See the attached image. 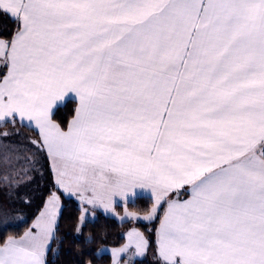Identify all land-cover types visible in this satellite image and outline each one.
<instances>
[{
    "label": "snow or ice",
    "instance_id": "6c2138e0",
    "mask_svg": "<svg viewBox=\"0 0 264 264\" xmlns=\"http://www.w3.org/2000/svg\"><path fill=\"white\" fill-rule=\"evenodd\" d=\"M0 14L15 24L0 38V127L39 130L65 193L108 213L150 190V210L126 216L163 211L156 264H264V0H0ZM58 213L53 196L0 242V264H48ZM126 239L96 256L137 264L149 241Z\"/></svg>",
    "mask_w": 264,
    "mask_h": 264
},
{
    "label": "trees",
    "instance_id": "16d2710c",
    "mask_svg": "<svg viewBox=\"0 0 264 264\" xmlns=\"http://www.w3.org/2000/svg\"><path fill=\"white\" fill-rule=\"evenodd\" d=\"M14 31L15 24L13 21L7 16L0 14V38L10 39ZM4 71L5 69L0 67V74H3ZM75 106V103L71 102L61 106L56 119L59 123H61L62 127H66L68 121L72 118ZM16 126L20 130H18L19 133H25L31 140H37L36 132L27 127H21L19 123H17ZM10 127V125L7 127H0V132L2 133L7 131ZM12 131L16 132L15 129H12ZM17 141L18 142H14L13 145L7 149L8 153L11 154L8 156L9 158L3 157L0 159V177H3L4 175L15 177L21 174V169H27L28 175L31 178L25 179L22 183L13 184L10 190H8L5 185L0 184V205H4V207L7 204L20 205L21 211L16 213L18 218L25 216H21L23 214L22 210H25L26 206L33 201V199H31V201L29 200L27 203L28 199L25 196H29L31 198L32 196L29 195L25 189H27L29 185H32L31 181L34 177V171L38 170L42 173V175L44 172L43 176L45 179L40 185L43 184L45 187H47L46 183L49 182L50 176H48L46 171V157L42 154L43 152H39V150H37L38 147L34 146L35 154L38 153L39 155L38 160L35 157L30 156V151L29 155H23L20 153V141H24V139H18ZM27 157H31L32 159H26ZM42 167L44 170H41ZM31 171L33 172L31 173ZM47 177L49 179H47ZM49 188H47L44 195L42 194L40 197L43 198V196L48 195L50 193L51 186ZM56 192L61 203V212L55 227V236L57 240L51 244V248L55 250V253L50 252L48 254V264H87L88 260H92L93 264H111V257L108 253H101L98 257L96 256V252H98V250L102 247L111 248L122 245L124 242L122 230L125 229L129 223H121L111 216L98 212L93 218L85 221L82 232L77 235L75 227L81 211L75 201L66 198L59 191ZM151 205L152 201L149 197H137L134 202L128 204V207L139 213H147ZM39 207H41V204ZM39 207H37L36 210H38ZM161 213L162 212L158 214L157 218L153 222L138 226L139 229L146 234L149 240V250L148 256L145 259L139 260L137 264H156V261L153 259L155 252V228L160 220ZM34 217L35 213L25 216V219L22 220V223H20L17 227L1 226L0 242L5 240L8 236H20L29 226ZM89 236L92 238L91 243H85Z\"/></svg>",
    "mask_w": 264,
    "mask_h": 264
},
{
    "label": "rangeland",
    "instance_id": "374dc122",
    "mask_svg": "<svg viewBox=\"0 0 264 264\" xmlns=\"http://www.w3.org/2000/svg\"><path fill=\"white\" fill-rule=\"evenodd\" d=\"M7 131L10 132V133H12V134L9 135L8 138H5V137L4 138H0V159H2L3 157L4 158L5 157L9 158L8 156H10L11 154L8 153L7 149L10 146H12L14 142H18L17 141L18 139H24V141H20V144H21L20 153L21 154H23V155H29V151H30V156L35 157L37 160L39 159L38 153L35 154V152H34V146L37 147V145H34L33 143H31V141H28V139H29V136L28 135H26L25 133L23 134L22 132L19 133L18 131L13 132L12 129H9ZM33 162H35V161H33ZM45 165H46V169H47L48 168V166H47L48 165L47 164V160H46V164ZM41 170H44V168L42 167ZM32 172L33 171H31V173ZM34 172H35L34 173V177H33V180L31 181V184L32 185H29L27 187V189H25V190H27L28 194L32 196V198L29 197V196H25L28 199L27 203L29 202V200L31 201V199H33V201H31L29 203V205L26 206V209L25 210H22V213L23 214L21 216H23V215L27 216L29 214L35 213V216L37 215L36 216V219H35V222H36V220L40 217V214L45 210V208H46V206H47L48 201L50 200V198H52L53 196L58 197V194H57L56 191L61 192L68 199L73 198L71 200H73V201L76 202V204H77L78 208L80 209V211H81V208L82 207L83 208H88L89 211H88V214H87V218L86 219L93 218L96 215V213H98L99 211L101 213L103 212L105 215H108V214H110V215L117 214L114 206H113L114 212L105 213L103 209H100L99 208V210L96 213H94V210L95 209H91V206H89V205L81 204V201L78 199V197H76V196H70L69 194L65 193L64 191H63L64 192L63 193L61 190H58L55 187H53V185L51 183V174H49L50 179L47 177V179H49V182H47V183L45 182L47 184V187H45V185H43V184L40 185L41 183L44 182V179H45V177L43 176L44 175V172H43V175L38 170H35ZM50 186H51L50 193L48 195L43 196V198L40 197L42 194L44 195V192ZM40 204H41L42 208L39 207ZM116 204L118 205L120 203H118V202L114 203V205H116ZM152 205H153V203H152ZM152 205H151V207H152ZM37 207H39L38 208L39 211L41 209L40 212L38 210H36ZM123 207H124V211H125V214H124L123 217H125L126 216V210H128V209H127L126 205L123 206ZM20 208L21 207L18 204H15V205H8L7 204L5 207H4V205H0V223H1L0 224V227L1 226L2 227H7V226H10V227H15L16 226L17 227L20 223H22V220L25 219L24 218L25 216L24 217H18L17 218V215H16L17 212L21 211ZM150 208H149V210H150ZM35 210H36V212H35ZM60 211H61V203H60V200H59V212ZM158 212H159V210H158ZM158 212H157V214H158ZM59 214L60 213H58V215ZM80 215H81V212H80ZM137 228H135V229H137ZM132 229H133L132 227H129V228H125V229L122 230V236L124 238V243L127 242V239H126L127 233L129 231H131ZM138 230L143 233V231L141 229L138 228ZM144 236L148 240L146 234H144ZM124 243H122V245ZM117 247H119V246H117ZM112 248H114V247H111V248L110 247H102L98 251H100L101 249H108V250H110ZM101 253H108L110 255V257H111L110 251H108V252H101ZM147 256H148V252H147L146 256L143 259H145Z\"/></svg>",
    "mask_w": 264,
    "mask_h": 264
},
{
    "label": "crops",
    "instance_id": "0c3cea01",
    "mask_svg": "<svg viewBox=\"0 0 264 264\" xmlns=\"http://www.w3.org/2000/svg\"><path fill=\"white\" fill-rule=\"evenodd\" d=\"M71 120V119H70ZM25 123H27V122H25ZM11 126V125H10ZM67 126V125H66ZM28 128V127H27ZM10 129H15L16 131H18L19 130V128L16 126V128H13L12 126L10 127ZM8 130V129H7ZM31 130H33L34 132H36V134H37V140L36 141H38V142H42V141H40V136H39V130L38 129H35L34 128V126L31 128ZM20 131V130H19ZM5 132V131H4ZM1 133V132H0ZM9 136H7V137H5V138H8ZM0 138H4L3 136H0ZM28 141H33V139L31 140L30 138L28 139ZM37 150H39V152H41L42 150H40L39 148H37ZM43 152V153H42ZM41 153L44 155V157H46V160H47V166H48V168L46 169L47 170V174H48V176H49V174H51V183H52V185H53V187H55L56 189H58V190H61L62 192L64 191L62 188H60V186L56 183V179H57V177H56V173L53 171V168H52V164H51V161L49 160V158H48V156H47V153H46V150H43ZM135 191V193H136V195H129V197L126 199V200H122L120 197H116L115 198V203L116 202H118V203H120V204H116V205H113L114 207H115V210H116V213L117 214H113V215H110V214H108V216H111V217H113V218H115V219H117L119 222H121V223H124V222H126V223H129L128 224V226L126 227V228H129V227H132V228H137L139 225H141V224H148V223H151V222H153L154 220H152V221H145V220H143V219H136V218H130V217H128V216H125L124 217V219H121V217H123L124 216V214H125V211H124V207L123 206H125L126 205V207H127V209L128 210H126V212H130V213H136V215H137V217H143V215H145L146 213H139V212H136V211H133V210H131L129 207H128V204L129 203H132V202H134L135 201V199L137 198V197H149L150 199H151V201H152V203L154 202L153 201V198H152V196H151V192H150V190H147V189H139V188H137V189H135L134 190ZM181 191V193H183V189L182 190H180ZM64 193V192H63ZM175 195H176V193H172L171 194V197L170 198H172V197H175ZM181 199H184V198H186L185 196H181L180 197ZM71 199H73V198H71ZM46 200V199H45ZM45 202V201H44ZM162 207H163V205H162ZM41 208H42V206H41ZM92 209V208H91ZM99 210V208H97V209H95L94 210V213H96L97 211ZM40 211H41V209H40ZM39 211V212H40ZM61 212V211H60ZM59 212V213H60ZM100 212V211H99ZM160 212H162L161 213V217H162V215H163V211L162 210H159V212H158V214L160 213ZM101 213V212H100ZM102 214H104L103 212H102ZM158 214H157V216H158ZM60 215V214H59ZM59 215H57V217H59ZM105 215V214H104ZM37 216V215H36ZM36 216L33 218V220L31 221V223L29 224V226L22 232V234L20 235V236H22L23 235V233L25 232V231H27V230H29V229H31L32 228V225H33V223H35V219H36ZM58 219V218H57ZM89 219H91V218H89ZM87 220V219H86ZM56 223H57V221H56ZM159 223H160V220H159V222H158V224H157V226H156V228H155V247H156V229L159 227ZM31 227V228H30ZM139 228V227H138ZM137 228V229H138ZM20 236H18L17 238H19ZM124 243V242H123Z\"/></svg>",
    "mask_w": 264,
    "mask_h": 264
}]
</instances>
